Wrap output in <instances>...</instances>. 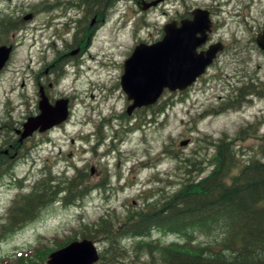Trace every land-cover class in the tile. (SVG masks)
I'll use <instances>...</instances> for the list:
<instances>
[{"label": "flooded vegetation", "instance_id": "obj_1", "mask_svg": "<svg viewBox=\"0 0 264 264\" xmlns=\"http://www.w3.org/2000/svg\"><path fill=\"white\" fill-rule=\"evenodd\" d=\"M197 1L41 0L31 3L29 0L22 2L0 0V47L4 45L14 47L9 61L0 71V83L5 84L4 88L0 87L2 88L0 101L4 102L3 108H0V180L7 172H13L10 177L14 176L15 182L19 183L16 175L18 166L29 163L30 160V167L35 168L37 163L42 161L41 156L48 148L49 155L54 161L68 157L78 159V166L73 162L76 167L74 175L69 178L77 181V185L74 189H62L60 198L67 196V193L76 188L79 190L78 193H86V197L97 194L101 198L110 199L120 193L129 196L126 190L136 186L140 170L147 169L148 163L138 161L137 165H131L125 174L121 171H111L110 152L118 150L115 148L118 147L115 145L117 141L119 146L124 143L119 134H127L133 127L146 128L149 116L161 117L171 109V103L174 101L190 97L198 87L199 90L203 89V85L205 88L208 87L214 80L210 76L211 69L221 62L230 49L233 51L238 49L237 46L229 49L222 38L215 36L220 21H215L214 18L221 6L220 0L214 2L206 0L202 4ZM208 1L212 3L207 4ZM36 4L39 5L38 8L35 7ZM199 9L210 13L213 26L212 31L206 35L198 34L197 38L201 43L193 54L195 57H204L211 46L220 41L227 45L224 52L218 54L212 66L207 68L192 86L175 91L165 88L155 104L134 106L137 96L130 93L123 84L127 62L133 59L138 49L149 50L154 44L162 42L166 36L164 27L167 23L175 22L176 29H179L184 21H192L194 11ZM165 16L168 17L165 20L166 24L156 33L149 34L150 21ZM26 26L30 28L28 32L30 47L25 61L18 63L19 49L23 46V38L20 40V37L27 34ZM125 42L129 45H125ZM100 43H103L104 47L101 48ZM107 44H110L111 50H128L122 52L119 56L120 61H117L114 52L107 51ZM253 45L250 47L251 50L260 51L256 44ZM175 48L176 51L186 49ZM186 56L189 57L187 54L184 56L178 54L177 57L186 59ZM112 69H119L117 78L109 76L104 79L105 72ZM227 83L224 88L232 90L234 85L230 81ZM252 85L253 89L247 94L250 97L256 95L255 89L259 87L255 81ZM144 90L147 91L148 88ZM110 100H113L111 106L108 105ZM44 109L49 113L66 114L61 116V119L60 115L56 116L58 121L52 126L50 124L46 128L40 126L33 131L31 128L26 130L28 122L42 116V113H45ZM70 125L78 128L76 136L71 141L75 143L77 140L80 145L76 147V153L67 155L64 143L65 139L73 135L67 134ZM104 127L111 128L113 132L112 142L108 146H105L106 136L102 135ZM102 144L107 150L105 158H100L99 154ZM167 150L178 157L176 154L178 151L174 152L169 148ZM121 156L122 154L117 159L113 158L115 170H121L123 163H127ZM103 159L107 161L106 164H102ZM47 161H50V158H47ZM47 161L42 170L51 172L54 164ZM48 178H52L51 184L54 185L57 178L49 176L38 182L31 192ZM154 181L151 180L152 183ZM151 182H145V187H142L150 194L143 191L137 197L150 199L163 193L152 189ZM61 188L64 187L61 185ZM180 188L181 185L175 192ZM20 196L16 201L20 200ZM61 202L62 200H59V203ZM148 206L146 201L144 207L140 209L138 206L100 203L98 206L100 215L93 227V237L85 236L83 233H76L77 237H52L45 240L46 242L41 241L40 245L31 251L43 249L44 257L34 256L35 253L31 252L29 255L19 253L18 256H14L11 264H21L22 258L27 255L26 264H31L33 258H37L38 264H48L52 253L84 241L91 242L99 254V259L94 264H165L166 260L167 264H191L181 262L185 256L179 252L182 248L176 247L173 242H162L154 236L155 232H161L160 226L155 222L148 228L149 232L144 231L145 234L138 232L132 236L127 232L128 228L138 226L141 221L155 214L149 211ZM7 220L9 217L0 225V237L4 233V224ZM92 223L88 225L91 226ZM107 225L111 230L102 231L101 227ZM208 257L206 254L201 256L205 259L202 264H226L210 261ZM43 258L44 263L41 262ZM201 262L202 260L199 261Z\"/></svg>", "mask_w": 264, "mask_h": 264}, {"label": "rangeland", "instance_id": "obj_2", "mask_svg": "<svg viewBox=\"0 0 264 264\" xmlns=\"http://www.w3.org/2000/svg\"><path fill=\"white\" fill-rule=\"evenodd\" d=\"M22 1L20 0V2ZM39 1L41 0H29L31 3ZM205 2L206 0L197 1L200 4ZM212 2L208 1L207 4ZM220 2L221 6H219L217 15L214 18L215 21H220L219 30L215 32V36L229 43L230 48H232L231 43L233 41L234 45L238 44V49L233 51L229 48V52L221 59V62L211 69L210 76L213 79L214 77L216 78L214 79L215 81L212 80L208 87L205 88L203 85L202 90H199L200 87H198L192 92L190 97L174 101L171 103V109L161 117L149 116L147 120L149 125L146 124V128L136 129L133 127L127 134H119L124 143L119 146L117 141L115 145L118 147L115 148H118V150L110 152L112 156L109 158L111 161V164H109L110 170L121 171L125 174L130 166H136L138 161L148 163L146 165L147 169L140 170L136 186L126 190V194L129 196L120 193L110 197V199H104L97 194H93L73 206H66L63 202L47 206L35 221L0 242V262L2 260L12 261L14 256H18L19 253L29 254L33 248L40 245L41 241L46 242L45 240L49 238L77 236L76 233L80 234V226L82 224L92 223L98 219L100 215L98 206L100 203L103 205H127L138 206L139 209L143 208L145 200L143 197H137V195H140L143 191L146 194H150V192L142 188L145 187V182L147 181L155 180L150 183L153 186L152 189L157 192L163 191V193L151 197L148 204L153 203L151 201L156 202L161 199L164 194H172L184 180L185 170L180 168V163L186 159L198 158L200 161L211 159L214 153L212 144L222 137H227L228 139L237 138L239 132L245 129V140H238L236 144L251 146L258 143L259 135L264 134V53L254 49L251 50L250 47L253 45V36L255 38L261 30L260 27H264V0H220ZM220 2L218 1V3ZM167 18L165 16L156 20L152 19L149 23V34L156 33L159 28H162L166 24L165 20ZM25 28L28 30L25 32L27 33L26 35L23 34L20 37V40L23 38V46L19 49L18 63L25 61L30 47L28 35L30 28L29 26ZM125 45H129V43L125 42ZM100 46L102 48L104 44L100 43ZM106 48L107 51L114 52V57L117 61H120L119 56L121 53L128 50H111L110 44H107ZM119 73V69H112L106 71L103 78L107 79L109 76L117 78ZM250 76H253L252 78L259 86L260 95L247 96L248 102L242 105L240 109L225 108L222 111L220 107H224L225 99L233 96L236 93V89L244 85ZM228 81L234 85L232 90L224 88L228 85ZM0 87L4 88L5 84L1 82ZM2 88H0V94L2 93ZM112 101L108 102L109 106L112 105ZM3 106L4 102L0 101V108H3ZM208 113L218 114L208 115ZM107 114L109 115V113ZM63 115L64 113H61L59 119ZM57 121L58 118H55L53 123ZM255 129H259V131H253ZM67 131V134L73 133L72 136L65 139L64 143L67 149L66 153L70 155L72 152L76 153L75 149L80 143L77 140L75 143L71 141L76 136L77 127L70 125ZM102 135L106 136L105 146H108L112 142L113 132L111 128L104 127ZM256 135L257 137L255 138ZM186 140H190V143L186 146H181V143ZM167 148L171 151L179 152L176 153L178 154V160L172 158L171 154L162 155ZM106 151L102 144L99 148L100 158L106 157ZM119 152L122 154L121 158L123 161L127 163H123L121 170H115L114 159L120 157L121 154ZM47 158H50V161H47ZM41 160L35 168L30 167V160L29 163L26 162L18 166L16 175L18 177L17 181H20L19 183L15 182L14 176L10 177L13 172H7L2 176L0 180V225L5 223L4 220L9 217L10 211L15 206L19 195L29 194L38 182L49 176L56 177L57 180L54 185H58L59 182H63L74 175L76 165L73 162L78 166L76 157L54 161L49 155L48 148L42 154ZM150 160L151 165L149 164ZM45 161L54 164L53 171L42 170L46 164ZM106 163L107 161L103 159L102 164ZM203 166L202 162L201 167ZM13 183H17V185ZM62 186L65 188L66 184H62ZM103 201L110 202L104 203ZM80 216L84 217L83 220H81ZM165 235L163 232L154 233L156 238L165 243L174 240L183 241L178 236ZM146 254L148 253L146 252ZM149 257L151 258V255Z\"/></svg>", "mask_w": 264, "mask_h": 264}, {"label": "trees", "instance_id": "obj_3", "mask_svg": "<svg viewBox=\"0 0 264 264\" xmlns=\"http://www.w3.org/2000/svg\"><path fill=\"white\" fill-rule=\"evenodd\" d=\"M252 42L256 46L255 38ZM252 77L236 89L226 106L240 109L248 102L247 94L253 89ZM260 93L257 87L255 94ZM253 131L258 132L259 129ZM245 137L246 130L242 129L237 138L222 137L215 141L212 144L213 157L203 159V167L198 158L182 161L185 178L179 191L163 195L161 199L148 204L149 211L155 214L138 226L128 228L127 232L132 236L138 232L145 234L144 231L149 232L148 228L155 222L164 234H174L183 239L184 243H175L176 247L182 248L179 252L185 254L182 263L202 264L205 259L201 256L206 254L208 260L218 263L264 264V134L259 135L257 144H236L238 140L244 141ZM208 168L210 171L206 174ZM52 182V178H48L29 194L20 196L4 224L0 242L35 221L47 206L59 200L69 206L86 198L87 194L78 193V188L63 198L59 197L62 189H74L77 181L67 178L57 186ZM62 184H66V187L61 188ZM93 227L88 225L81 233L93 237ZM101 229L111 230L108 225ZM42 250L31 254L44 257ZM27 256L22 258L21 264H26ZM32 260L31 264H38L37 258ZM44 261V258L41 259L42 263ZM8 262L2 260L0 264ZM167 263L168 260L165 261Z\"/></svg>", "mask_w": 264, "mask_h": 264}, {"label": "water", "instance_id": "obj_4", "mask_svg": "<svg viewBox=\"0 0 264 264\" xmlns=\"http://www.w3.org/2000/svg\"><path fill=\"white\" fill-rule=\"evenodd\" d=\"M193 14L194 19L184 21L179 29H176L175 22L167 24L165 26L166 36L162 42L154 44L153 48L149 50L138 49L133 59L127 62L123 84L130 93L137 96L134 100V106L142 107L156 103L165 88H170L173 91L186 89L205 72L218 53L224 50L225 45L220 42L214 44L205 53L206 56L195 57L193 54L195 48L201 43L197 36L198 34L206 35L208 31H211L212 22L207 11L199 9ZM175 30L180 32H174ZM256 41L259 48L264 52V30L257 36ZM175 47H185L186 49L176 51ZM11 52L12 47H0V70L6 65ZM178 54L182 56L187 54L189 57L186 56V59L178 58ZM190 57L192 58L190 59ZM133 86L134 88H132ZM130 88L132 89L130 90ZM142 88H148V90L143 91ZM133 89L134 91H132ZM54 117L52 121L43 122L44 128L50 124L51 126L55 124L53 123ZM39 127L40 124H34L30 128L36 130ZM188 143L189 140L181 143V146H186ZM97 259L98 254L94 245L84 241L73 243L53 253L48 264H93Z\"/></svg>", "mask_w": 264, "mask_h": 264}, {"label": "bare ground", "instance_id": "obj_5", "mask_svg": "<svg viewBox=\"0 0 264 264\" xmlns=\"http://www.w3.org/2000/svg\"><path fill=\"white\" fill-rule=\"evenodd\" d=\"M145 72H146V70H145ZM145 74L147 75L148 73H145ZM146 75H144V76H146ZM44 112L45 113H42L43 115L40 116L39 118H37L36 120H30L28 122V125L25 127V129L26 130L30 129L31 125H34V124H40V126H42V128H44L43 122L52 121V118L54 116H55L54 118H56V116L61 114V113H56V114L55 113H49V111H47L45 109H44Z\"/></svg>", "mask_w": 264, "mask_h": 264}]
</instances>
